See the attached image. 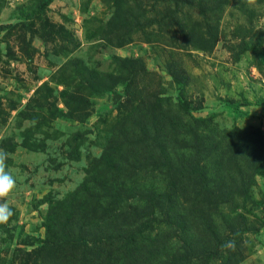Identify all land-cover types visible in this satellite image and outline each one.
I'll return each mask as SVG.
<instances>
[{
	"label": "rangeland",
	"instance_id": "1",
	"mask_svg": "<svg viewBox=\"0 0 264 264\" xmlns=\"http://www.w3.org/2000/svg\"><path fill=\"white\" fill-rule=\"evenodd\" d=\"M39 2L0 0V264H264V0Z\"/></svg>",
	"mask_w": 264,
	"mask_h": 264
},
{
	"label": "trees",
	"instance_id": "2",
	"mask_svg": "<svg viewBox=\"0 0 264 264\" xmlns=\"http://www.w3.org/2000/svg\"><path fill=\"white\" fill-rule=\"evenodd\" d=\"M53 2V0H40L39 4H37V11L40 12H44L46 7L49 6L51 3ZM11 147L10 150L13 149V147H15V142H13V140H11ZM179 224H183V219H178L177 221ZM48 230L51 231V227L48 225L47 226ZM55 232L52 233L50 236H48V238L45 240V245H48L47 247L51 248V246L57 251H59V247L62 244V240L60 238H58L57 240H55ZM57 246V248H55ZM211 246V245H209ZM206 249V248H205ZM99 254V253H98ZM96 264H105V263H96Z\"/></svg>",
	"mask_w": 264,
	"mask_h": 264
}]
</instances>
